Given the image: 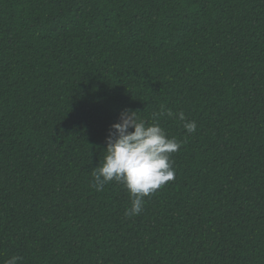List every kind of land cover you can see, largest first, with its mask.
<instances>
[{"label": "trees", "instance_id": "trees-1", "mask_svg": "<svg viewBox=\"0 0 264 264\" xmlns=\"http://www.w3.org/2000/svg\"><path fill=\"white\" fill-rule=\"evenodd\" d=\"M126 109L181 141L132 217L122 184L91 186ZM13 255L264 264V0H0V264Z\"/></svg>", "mask_w": 264, "mask_h": 264}, {"label": "clouds", "instance_id": "clouds-1", "mask_svg": "<svg viewBox=\"0 0 264 264\" xmlns=\"http://www.w3.org/2000/svg\"><path fill=\"white\" fill-rule=\"evenodd\" d=\"M146 121L137 111L123 110L106 137L105 155L93 168L91 185L96 191H103L107 183L115 181L128 191L131 207L125 211L128 217L139 215L144 207V197L174 179L175 169L171 154L178 151L181 141L169 137L155 120ZM159 115L176 117L182 122L186 134L196 132L194 120H188L183 111L174 113L162 110ZM21 257L13 255L4 264H19Z\"/></svg>", "mask_w": 264, "mask_h": 264}]
</instances>
